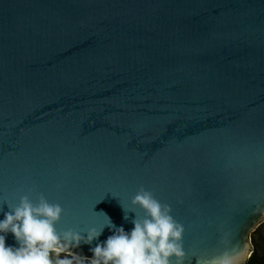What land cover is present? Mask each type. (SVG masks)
I'll list each match as a JSON object with an SVG mask.
<instances>
[{
	"label": "water",
	"instance_id": "obj_1",
	"mask_svg": "<svg viewBox=\"0 0 264 264\" xmlns=\"http://www.w3.org/2000/svg\"><path fill=\"white\" fill-rule=\"evenodd\" d=\"M141 190L183 226L182 264H247L264 222V0H0V208L44 196L60 232L101 211L131 230L121 205Z\"/></svg>",
	"mask_w": 264,
	"mask_h": 264
},
{
	"label": "clouds",
	"instance_id": "obj_2",
	"mask_svg": "<svg viewBox=\"0 0 264 264\" xmlns=\"http://www.w3.org/2000/svg\"><path fill=\"white\" fill-rule=\"evenodd\" d=\"M131 205L130 209L121 205L125 221H129L130 213L135 214L131 230L116 225L101 211L97 213H103L106 221L84 230L69 228L60 232L56 224L63 215L61 205L50 203L44 196L38 203L22 196L16 206L7 205L8 211L0 208V264H172V257L182 264L186 253L179 241L184 228L174 221L171 209L146 190L138 192ZM137 207L146 213L144 218L138 216ZM105 228L111 235L92 246ZM9 233L17 246L6 243ZM82 244L90 246L91 256L76 251ZM204 264H236V257L226 252Z\"/></svg>",
	"mask_w": 264,
	"mask_h": 264
},
{
	"label": "trees",
	"instance_id": "obj_3",
	"mask_svg": "<svg viewBox=\"0 0 264 264\" xmlns=\"http://www.w3.org/2000/svg\"><path fill=\"white\" fill-rule=\"evenodd\" d=\"M258 229L253 232L251 238L254 247V251L249 258L247 264H264V245L260 241V239L256 238V234L258 233Z\"/></svg>",
	"mask_w": 264,
	"mask_h": 264
},
{
	"label": "rangeland",
	"instance_id": "obj_4",
	"mask_svg": "<svg viewBox=\"0 0 264 264\" xmlns=\"http://www.w3.org/2000/svg\"><path fill=\"white\" fill-rule=\"evenodd\" d=\"M258 233L256 234V238L260 239V241L263 243L264 245V222L262 223V225L258 228ZM63 255V254H62Z\"/></svg>",
	"mask_w": 264,
	"mask_h": 264
}]
</instances>
